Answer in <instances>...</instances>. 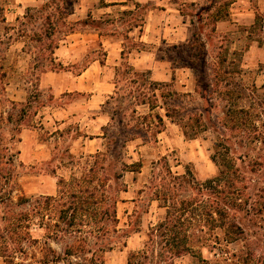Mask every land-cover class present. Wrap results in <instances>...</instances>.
<instances>
[{"label": "rangeland", "instance_id": "374dc122", "mask_svg": "<svg viewBox=\"0 0 264 264\" xmlns=\"http://www.w3.org/2000/svg\"><path fill=\"white\" fill-rule=\"evenodd\" d=\"M48 1L51 0H0V135L10 138L15 133L18 140L15 145L18 152L14 157V200L27 197L35 204L42 203L48 195L58 197L61 176L72 180L88 172L94 154L106 151L111 136L117 135L123 140L139 121L153 120L152 117L141 118L149 111L144 105L137 107L135 116H124V122L111 118L117 106L130 108L124 98L107 103L115 90L116 68L123 60L121 51L125 48L135 68L148 71L153 80L171 81L174 64L170 59L173 52L170 46L189 39L195 29L191 15L211 2L134 0L128 1L126 6H112L104 11L100 8L107 4L106 0H55L53 8H69L70 22L84 20L89 14L95 21L86 26L76 25L77 29L68 35L63 31L56 32L54 38H60L59 46L50 54L52 41L44 37V32L49 28L50 21L45 17L51 9L42 8ZM222 1L213 0L216 4ZM136 2L141 5L136 6ZM256 5L264 11V0H236L230 6L229 17L217 24L218 42L207 47L210 51L208 63H212L211 54L217 53L219 38L223 35L231 50L245 48L249 43L243 51V80L255 82L264 95V44L249 42L243 30L253 22ZM125 10L132 12L124 13ZM136 22L139 25L133 26ZM102 60L105 64H101ZM175 74L176 80L171 87L180 92H192L197 98L198 72L191 67H179ZM28 96H31L32 107L22 111L24 106L19 103L26 102ZM241 103H248V99ZM200 105L198 99L189 102L191 109ZM218 109L214 110L215 116L220 111ZM159 111L164 112V109L156 107L151 112ZM139 114H142L141 120ZM21 119L26 124L20 125L21 130L17 133L15 128ZM164 119L163 130L152 136L156 127L151 129L143 123L142 129L138 130L139 136L121 147V157L110 171L122 175L117 183L116 179L111 180L114 188L107 193L123 199L117 204L118 228H131L130 220L136 218L140 219V227L102 254L105 264H127L131 252L145 248L150 226L165 214V207L159 205L164 204L163 201L153 200L151 191L154 175L162 172L157 163L160 160L165 162L164 156L177 174L191 172L196 178L206 180L218 172L212 159L215 141L212 132L206 131L197 138L187 139L178 124ZM68 151L74 155V161L68 157ZM123 162H140L142 166L139 171L122 170ZM104 163L112 165L105 159L102 160ZM96 169V177L90 174L95 178L94 183L103 174V169ZM115 188L118 192L114 191ZM27 207L18 205L16 209L25 210ZM55 212L54 209L50 216L56 218ZM32 232L40 242L28 246L29 256H41L48 245L45 243L47 230L40 226L39 218L35 219ZM214 234L218 237L209 238L213 239V244L217 240V247L206 242V235L195 237L194 250L176 257L172 264H230L223 257L224 233L217 229ZM78 240L77 235L67 234L48 242L63 253L67 245H77ZM257 242L258 253L264 254V228L259 231ZM89 243L96 247L92 238ZM243 244L238 240L228 245L234 252ZM87 254L89 257L93 255L92 252ZM0 264H4L1 257ZM66 264L90 262L77 255L68 257Z\"/></svg>", "mask_w": 264, "mask_h": 264}, {"label": "trees", "instance_id": "16d2710c", "mask_svg": "<svg viewBox=\"0 0 264 264\" xmlns=\"http://www.w3.org/2000/svg\"><path fill=\"white\" fill-rule=\"evenodd\" d=\"M128 1L134 0H126L125 3ZM210 1L191 15L195 25L191 38L170 46L173 50L170 59L174 64L171 81L153 80L148 71L135 68L125 48L121 51L123 60L116 68L115 90L107 103L124 98L130 108L117 106L111 118L124 122V116H135L137 107L144 105L149 111L142 117L139 114L138 119L152 117L153 120L139 121L123 140L117 135L111 136L106 151L94 154L93 165L80 178L66 180L61 176L58 197L48 195L39 204L27 197L14 200V157L18 152L15 146L18 140L15 133L10 138L0 135V257L4 264H66L68 257L77 255L84 256L90 264H105L102 254L112 250L116 243L140 227V219L136 218L130 220L131 228H118L117 204L123 199L107 193L114 188L111 180L116 179L117 183L122 175L121 172L110 171L121 157V147L139 136L138 130L142 129L143 123L151 129L156 127L152 136L163 130L165 117L178 124L187 139L197 138L206 131L215 135L212 159L218 166V172L200 180L191 172L174 173L165 156V162L160 160L157 163L162 172L154 175L152 199L163 201L164 204L159 205L165 207V214L150 226L145 248L131 252L127 264H172L176 257L194 250L195 237L204 235L206 242L217 247V240L213 244V239L209 238L218 237L214 234L217 229L224 233L223 257L230 264H264V254H259L256 247L258 233L264 228V95L255 82L243 80V51L249 43L245 48L231 50L223 35L219 38L217 53L211 54L212 63H208L210 51L207 47L218 42V21L229 17L230 6L236 0H223L219 4ZM54 4L55 0H51L42 6L45 10L51 9L45 17L50 21L49 28L44 32V37L52 41L50 54L59 46L60 38H54L56 32L63 31L68 35L77 29L76 25L86 26L95 21L89 14L84 20L70 22L69 8H53ZM135 4L141 5L140 2ZM130 12L132 10L124 13ZM137 25V22L133 24ZM243 30L249 42L264 44V11L257 5L254 21ZM101 64H105L104 60ZM179 67H191L198 72L197 98L192 92H180L171 87L176 80L175 70ZM245 98L248 103L242 104ZM194 99L200 100L201 105L191 109L189 102ZM19 104L24 106L22 111H28L33 104L31 96ZM156 107L164 109V112L153 114L151 111ZM217 109L220 111L215 116L214 110ZM24 121L18 120L17 133L21 130L20 125L26 124ZM104 127L106 134L107 128ZM67 155L74 161L70 151ZM104 159L112 165L102 164ZM122 165V170L130 171H139L142 166L140 162H123ZM96 167L103 169V174L94 183L95 178L90 174L97 176ZM18 205L28 207L17 210ZM54 209L56 218L50 216ZM36 218L47 230L45 243L48 246L41 256H29L28 246L40 242L32 232ZM67 234L77 235L78 244L67 245L63 253L49 245V239H61ZM90 238L96 247L90 246ZM238 240L244 244L233 252L228 244ZM89 252H92V257L88 256ZM29 259L32 260L27 262Z\"/></svg>", "mask_w": 264, "mask_h": 264}, {"label": "crops", "instance_id": "0c3cea01", "mask_svg": "<svg viewBox=\"0 0 264 264\" xmlns=\"http://www.w3.org/2000/svg\"><path fill=\"white\" fill-rule=\"evenodd\" d=\"M106 1H108V2H106L107 4H105V6L104 7H101L100 9L101 10H104L105 8H109V7H112V6H118V5H121V6H126V0H106ZM138 1V0H137ZM105 11V10H104ZM106 11H108V10H106ZM254 21V20H253ZM218 26V25H217ZM177 29H179V28H177ZM193 34V33H192ZM192 34L190 35V37H189V39L191 38V36H192ZM144 36L142 35V38H143ZM189 39H187V41L189 40ZM62 47L63 46H60L59 47V49H62ZM93 65V64H92Z\"/></svg>", "mask_w": 264, "mask_h": 264}]
</instances>
